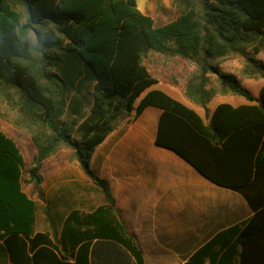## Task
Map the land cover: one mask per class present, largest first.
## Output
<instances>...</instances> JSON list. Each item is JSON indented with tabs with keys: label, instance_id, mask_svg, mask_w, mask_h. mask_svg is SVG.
I'll use <instances>...</instances> for the list:
<instances>
[{
	"label": "trees",
	"instance_id": "16d2710c",
	"mask_svg": "<svg viewBox=\"0 0 264 264\" xmlns=\"http://www.w3.org/2000/svg\"><path fill=\"white\" fill-rule=\"evenodd\" d=\"M174 4L177 17L156 25L137 0H0V102L16 111L14 123L26 127L37 146L26 182L40 186L44 159L68 146L107 201L91 213L69 215L60 254L46 233L34 234L35 203L22 190L24 160L0 129V235L15 264H90L95 238L120 242L144 264L143 249L126 229L109 182L91 168L90 158L127 111L134 108L136 118L149 105L163 109L156 142L242 192L254 210L242 226L222 230L184 264H264V85L258 104H219L210 125L161 89L142 95L158 82L144 64L157 52L195 65L186 94L198 104L206 105L219 91L254 100L214 59L242 56V74L264 78V60L257 57L264 52V0ZM211 74L217 76L214 86ZM230 159L243 167L239 184L219 169ZM71 220L78 227L69 228ZM65 243L77 248L74 261Z\"/></svg>",
	"mask_w": 264,
	"mask_h": 264
},
{
	"label": "crops",
	"instance_id": "0c3cea01",
	"mask_svg": "<svg viewBox=\"0 0 264 264\" xmlns=\"http://www.w3.org/2000/svg\"><path fill=\"white\" fill-rule=\"evenodd\" d=\"M137 6L144 14L152 16L156 25L167 23L178 15L157 23L144 3L137 0ZM147 57L144 64L158 82L142 95L151 89H161L196 111L205 125L211 124L213 112L219 104L229 103L234 107L258 104L264 83L252 88L249 82L247 88L244 86L247 78L234 69L231 73L239 78L254 100L235 92L219 91L210 95L206 105L198 104L186 94L188 75L195 70L193 63L157 52L149 53ZM178 59L184 61L181 63L184 78L172 74L170 78L165 77L163 71L172 72ZM155 60L158 64L152 67ZM137 103L138 100L134 107ZM162 112L163 109L156 105L147 106L136 118H133L134 108L127 111L115 129L96 147L90 166L109 182L115 207L121 212L126 229L143 249L144 264H184L222 230L234 225L242 226L254 210L242 192L212 180L175 150L156 142ZM0 129L14 140L24 160L22 190L35 203L34 234L46 233L58 247V252L64 254L62 231L67 218L74 211L86 214L106 205L102 190L71 155L73 149L68 146L60 147L44 159L40 186L26 182V169L37 153L32 134L26 127L7 126L1 120ZM230 160L222 166L220 164L219 169L226 173L227 178H233V182L237 180L238 183L243 167ZM70 227L78 225L71 220ZM84 229L80 226V230ZM3 232L1 229L0 234ZM65 246L69 252L67 257L74 261L77 248L71 249L69 243ZM219 248L220 244L211 251L217 252ZM224 250L215 256L216 260ZM205 261L210 262V257ZM89 262L137 264L130 251L111 238L92 240ZM0 264H15L1 235Z\"/></svg>",
	"mask_w": 264,
	"mask_h": 264
},
{
	"label": "rangeland",
	"instance_id": "374dc122",
	"mask_svg": "<svg viewBox=\"0 0 264 264\" xmlns=\"http://www.w3.org/2000/svg\"><path fill=\"white\" fill-rule=\"evenodd\" d=\"M146 7L149 8V10L152 12L153 16L155 17L157 23L172 19L178 14V9L176 8L174 4V0H140ZM258 58L264 60V52H260L257 55ZM148 59V57H146ZM215 64L224 72H231V70H237L238 72L242 74V68L245 63V59L242 56H231L226 58H215L214 59ZM153 61V59H152ZM155 63V64H154ZM181 63L183 64L184 61L182 60H176V67L173 68V71L170 72V70H164L163 75L167 78L172 76H178L180 78H184L185 72L184 69L181 68ZM156 60L152 62V67L155 65L157 66ZM230 70V71H229ZM189 76V75H188ZM212 78L211 86H214L217 84L216 74L210 75ZM244 86L249 88V82L251 84V87H258L260 83H264V78L262 77H245ZM16 111L12 110L5 102H0V120L6 124L7 126H16L14 123V119L16 118Z\"/></svg>",
	"mask_w": 264,
	"mask_h": 264
}]
</instances>
